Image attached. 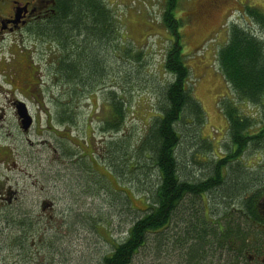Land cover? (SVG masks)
Instances as JSON below:
<instances>
[{
  "label": "trees",
  "instance_id": "trees-1",
  "mask_svg": "<svg viewBox=\"0 0 264 264\" xmlns=\"http://www.w3.org/2000/svg\"><path fill=\"white\" fill-rule=\"evenodd\" d=\"M176 1L169 0L163 23L180 38L182 21L173 12ZM56 3V15L48 23L46 33H60L62 36L57 37L63 39L71 35L73 46L72 60L65 63L63 54L62 67L58 69L63 77L61 84L66 89V84L71 83L74 96L85 93L90 97L96 87L103 85L106 76V56L117 35L113 12L105 0H56ZM256 22L264 28L260 18ZM228 35V42L217 54L220 70L230 88L229 94L218 102L228 121L229 142L223 151L221 143L216 147L204 134L207 116L202 104L187 88L191 70L178 40L165 56L164 67L173 78L157 94L158 109L140 116L143 134L132 144L130 138L120 139L119 135L117 139L111 138L102 155L103 162L94 152L87 155L84 165L87 180L96 182L88 193L95 197L98 191L103 192L104 187L115 182L116 188L108 187L118 196L112 206L122 208L121 214H133L127 236L110 253L102 255L99 264H136L138 255L143 256V252L146 257L151 255L147 253L151 244L158 258L173 252L184 264H238L240 259H246L245 247L250 235H246L239 212H231L229 205L246 191H254L259 182L257 174L247 173L239 166L227 172V166L228 161L237 160L245 150L263 141L264 38L238 24L232 25ZM126 55L136 61L144 57L143 52L133 53L131 49L126 50ZM106 88L104 105L109 114L102 121V131L117 134L128 131L125 122L132 109L129 95L133 85L125 89L121 85L118 90L115 84H110ZM139 100L140 103L142 98ZM76 102L74 99V108ZM58 105L63 113L56 116V123L76 124L80 111L72 110V115L65 113V90L58 97ZM250 105L261 108V113L252 115ZM129 179L136 182L137 189ZM134 200L142 205L136 206ZM98 211L100 216L101 209ZM78 215L98 220L92 219L94 215L90 211ZM100 219L99 222H108ZM27 220L15 221L16 225L29 224L22 227L23 238L34 224L33 219ZM249 221L245 219L246 223ZM230 222L235 224L230 226ZM88 225L100 233L97 224ZM247 230L252 233L249 224Z\"/></svg>",
  "mask_w": 264,
  "mask_h": 264
},
{
  "label": "rangeland",
  "instance_id": "rangeland-1",
  "mask_svg": "<svg viewBox=\"0 0 264 264\" xmlns=\"http://www.w3.org/2000/svg\"><path fill=\"white\" fill-rule=\"evenodd\" d=\"M105 1L113 12L117 35L111 41V50L106 56V76L101 82L103 85L93 90L94 95L84 96L80 103L77 122L71 127L72 140L69 138L63 141L66 149L74 155L57 160L56 156L53 157L51 149L43 145L34 146L33 148L39 149V173L32 164L25 167L27 172H33L34 177L39 179V182L36 181L34 184L35 179L22 176L20 171L7 167L0 168V180L6 188L11 186L16 190L24 184L28 188L27 197H30L28 203L25 198L23 203L18 201L9 208L8 213L0 214V264H99V258L105 253H110L113 246L127 236L132 225L130 222L132 213L121 214L122 208L112 206L117 202L118 196L108 187L111 188L112 185L116 188L115 182L108 184V187H104L106 186L104 183L103 192L98 191L95 197L88 193L89 188H95L96 182L87 180L88 174L84 165L88 156L85 157L80 151L86 154L94 152L97 159L103 162L102 155L105 154L106 144L110 140L117 139L119 135L120 139L130 138L132 144L143 134L144 123L141 117L145 114L148 116L153 110L158 109L157 94H161L165 83L173 78L165 69L164 60L173 47L176 35L163 23V14L168 9L169 0ZM211 1L215 0H177L173 12L175 17L182 21L179 28L182 35V51L185 63L191 70L187 88L202 104L207 116L204 134L216 147L221 143L223 151L225 144L229 142L228 121L220 111L218 102L229 94L230 88L220 70L217 54L228 42V34L234 23L250 31L258 29V33H253L257 36L263 33H259L262 28L260 25L257 26L255 20L250 22L244 20L246 7L242 0H221L220 19L212 20L206 15L198 16L196 12L201 4L207 5ZM248 4L256 9L250 8L249 16L258 14L264 21V0H251ZM130 49L133 53L143 52L142 61L127 56L126 50ZM110 84H115L118 90L121 85L124 89L133 85L132 93L129 95V100L132 99L130 101L132 109L125 122V128L129 130L119 134L102 131V121L109 114L104 103L108 89L106 87ZM141 98L142 101L139 103ZM80 104L75 107L76 110ZM250 106L252 115L258 116L261 113V108ZM53 114V123L58 131H64L69 127L58 125L57 113ZM40 138H48L54 142L57 134L45 130ZM33 148L25 139L24 157L22 149L17 150L19 165L27 163L32 155L38 158L32 151ZM77 155L78 157L82 155V158H78ZM246 156L247 154L244 155ZM13 157H17V154ZM129 181L135 189L138 188L136 182L130 179ZM125 183L128 184L126 181ZM44 199L53 201V206L47 205L48 207L43 210L40 202ZM32 202H35V208H32ZM134 204L138 207L142 205L137 200H134ZM98 209H101L100 216ZM89 211L94 215L91 216L92 219L96 218L97 221L89 220L88 216L86 219L78 215ZM34 214H40V221L33 224L23 238L22 227L29 224L15 223L33 219ZM100 217L108 222H99ZM87 223L97 224L100 233L94 227L90 228ZM106 228L109 232H106ZM14 239L17 242H14ZM148 248L147 253L151 255L146 257L143 252V256H137L136 264H184L176 253H164L158 258L154 255V245L151 244Z\"/></svg>",
  "mask_w": 264,
  "mask_h": 264
},
{
  "label": "flooded vegetation",
  "instance_id": "flooded-vegetation-1",
  "mask_svg": "<svg viewBox=\"0 0 264 264\" xmlns=\"http://www.w3.org/2000/svg\"><path fill=\"white\" fill-rule=\"evenodd\" d=\"M220 1L201 4L197 15H206L212 20H217L221 17ZM249 1L251 0H244V20L250 22L260 18L261 24H264L258 14L249 16V9L253 8L249 6ZM56 4V0H0V168L20 171L22 176L35 179L33 184L39 182V179L34 177L33 172H27L25 167L32 164L39 173V149L33 148L34 146L43 145L51 149L53 157L56 156L57 160L72 156V152L68 151L63 143L64 139L72 140V126L66 125L69 127L60 132L53 123V113H63L58 105V97H61L65 90V113L68 115L73 113L74 99L77 106L84 96L88 97L85 93L74 96L71 83L66 84V89L61 84L60 79L63 77L58 73V69L62 67L63 54L65 63L72 60L73 46L71 35L63 39L57 37L58 34L62 36L60 33H46L48 23L56 15ZM257 26L259 27V22ZM246 30L250 31L247 28ZM251 32L258 33V29ZM259 33H263L260 38H264V28ZM180 38L176 36L172 46L176 45ZM79 108L81 104L74 111H79ZM45 130L57 134V139L53 142L48 138H40ZM261 136L263 141L258 142L256 147L245 150L237 160L228 161L227 166V172H230L232 167L239 166L247 173H255L259 182V185L253 188L254 191H246L239 200L229 205L231 212H239L241 222L246 227V235H250L246 242L248 247H245L246 259H240L238 264H264V133ZM25 139L38 158L32 155L27 163L19 165L17 150L21 148L24 157ZM80 152L87 157L82 150ZM15 154L17 157H13ZM234 161H239V164ZM27 191L28 188L24 184L20 189L14 190L11 186L6 188L0 180V214L8 213L9 208L18 201L23 203L25 198L28 203L30 197H27ZM40 203L43 210L47 205L53 206V201L50 200L44 199ZM32 208H35V202H32ZM248 218L250 221L246 223L245 219ZM33 220L34 224L39 223L40 214H34ZM233 223L230 222L229 225L233 226ZM248 224L252 229L251 234L247 230ZM230 256L232 257L231 253Z\"/></svg>",
  "mask_w": 264,
  "mask_h": 264
},
{
  "label": "crops",
  "instance_id": "crops-1",
  "mask_svg": "<svg viewBox=\"0 0 264 264\" xmlns=\"http://www.w3.org/2000/svg\"><path fill=\"white\" fill-rule=\"evenodd\" d=\"M243 1V3H244V0H242Z\"/></svg>",
  "mask_w": 264,
  "mask_h": 264
}]
</instances>
